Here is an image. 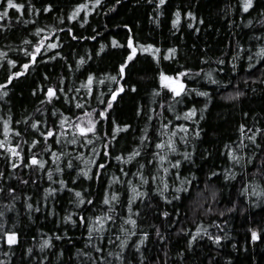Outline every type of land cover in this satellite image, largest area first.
<instances>
[{
	"label": "trees",
	"instance_id": "16d2710c",
	"mask_svg": "<svg viewBox=\"0 0 264 264\" xmlns=\"http://www.w3.org/2000/svg\"><path fill=\"white\" fill-rule=\"evenodd\" d=\"M14 2L0 0V264H264V0ZM180 72L177 96L161 73Z\"/></svg>",
	"mask_w": 264,
	"mask_h": 264
},
{
	"label": "snow or ice",
	"instance_id": "6c2138e0",
	"mask_svg": "<svg viewBox=\"0 0 264 264\" xmlns=\"http://www.w3.org/2000/svg\"><path fill=\"white\" fill-rule=\"evenodd\" d=\"M96 3L99 4L100 3V0H96ZM117 3H119V0H117ZM164 3H165V0H159V4L163 5ZM252 3H253V0H245V3L243 5L244 10L247 11L252 6ZM13 7L16 8L17 10H21V9L24 8V5L23 4H20V3H15L14 0H7V8H13ZM84 7H86V5H83V4L82 5H78L77 11L73 13V17L72 18H75L76 14H78V10L80 8H84ZM50 9H51V5H49L47 8H45L44 11H49ZM7 15H8V13L5 10L4 12L0 13V19H4V17L7 16ZM180 15H181L180 11L177 10V12L175 13L176 20L173 21V24L174 25L179 20ZM188 16L192 17L193 16V13L189 12L188 13ZM201 22H203V21H201ZM38 31H43V30L42 29H39ZM116 43H117L116 41H113V44H116ZM129 45L130 46L132 45L131 38H129ZM49 46L50 47H55L56 45H49ZM41 47H42V45H37L36 48H35V50L33 52H31V53H28L27 51L25 52V55H30L31 56V60L29 61V63H35L36 62V58H37V55L40 53ZM153 47L154 46H152V45H148L147 47L141 45L140 46V49L142 51H148L149 49H152ZM155 51L158 52L159 49H156ZM168 51H169V53H174L175 52V49H169ZM261 51L264 52V49H262ZM135 54H136V49L135 48H132V51L129 54V56L127 57V60L125 61V63L120 65V74H121L120 78L121 79L123 78L122 74L124 73V70H125V68L127 66V62L128 61H131L133 59V57L135 56ZM10 63L15 64L16 62L15 61H11ZM29 63H25L22 66V68L24 70L28 69ZM221 63H223V61H221ZM22 74H23V72H14V73H12L11 76L8 77V82L10 83L13 77H18V76H20ZM184 75H185V72H180L175 77H173V76H167L164 73H161V81L163 83H166L167 86L172 90V92L175 93L177 96H179L185 90V86H184L183 82L180 80V77H183ZM209 76H211V73H209ZM110 78L112 80H116L117 79L116 76H112ZM88 80H89V83H91L92 77L89 76ZM3 88H5V85L4 84H0V89H3ZM122 91H123V85H120L115 91H113L111 93V99L109 101H107V106L109 108L112 107V101L116 99L118 93L119 92H122ZM198 94L199 95H203V96H207L208 95L207 92H202V93H198ZM55 95H56V90L55 89H53L51 87L47 89V95H46V98L47 99L51 100ZM240 95H241V93L237 92L235 94V97H239ZM235 97H230V98H235ZM205 107H207V105H205ZM100 115L103 116V115H105V113L104 112H101ZM195 115H196V109H195V107H193L192 109H189V111L187 113H185V116H186L187 119H192V117H194ZM66 120H67V118L65 117L64 120L61 121V123L63 124ZM40 123H41L40 121H36V122L32 123L31 127L33 129H36ZM76 127L79 128V131H80L81 135H86L87 133H90V132L91 133H95V121H92V120H89L88 121V125L86 127H83V126H80V125H76ZM125 127H127V125H125ZM164 127L167 128V125H164ZM181 127L184 128L185 131H187V129H186L185 126H181ZM243 127L244 126L242 125L241 128L243 129ZM5 131L6 132L8 131V129H7V122H5ZM114 131H119V126L118 125L116 126V128L114 129ZM17 134L19 135V133H17ZM41 135L44 136L45 139H47L48 137H52L54 135V131L53 130H47L46 132H42ZM196 135H199V132L198 131L196 132ZM249 139H251V140L254 141L255 140V136L249 137ZM72 142L75 143L74 140ZM37 143H39V141H37V140H34L33 141V144L34 145L37 144ZM89 143H91V141H89ZM168 143H169V145H171L172 144V141L169 140ZM4 145H5V142L4 141H0V147H4ZM157 147L158 148H162V147H164V145L161 143V144H158ZM18 148H19L18 145L15 148H13L12 146H9L8 147V151L12 154V156H15V157H18L19 158L20 157V152L17 151ZM53 155L55 156L56 154L53 153ZM137 155H139V152H133V153H131L129 155V160H131L134 156H137ZM185 155H187V154H185ZM230 155L232 156V159L233 160H236L237 162H239V159L240 158L237 155H235L234 153L233 154H230ZM117 159H122V157H117ZM160 159L161 160H164L165 157L164 156H161ZM44 163H45L44 161L38 160L36 156H32L31 157V164L32 165H39L40 167H43ZM179 163H180V161L177 160L176 161V165H179ZM12 167L13 168L17 167L16 163H13L12 164ZM69 167H71V164H69ZM99 167L102 168L103 165H100ZM81 171L83 172V174L85 176L88 175V172L87 171H83V170H81ZM165 171H167V169H165ZM0 175H2V173H0ZM213 175H215V173H213ZM49 179H51V173H49ZM141 179H143V177H141ZM61 185L63 187V185H64V182L63 181H61ZM165 188H167V185H165ZM47 191L48 192H54L55 189H48ZM132 192L134 193V197L135 196H142V195H144V193L137 191L136 187H133L132 188ZM75 195L77 197H80L79 203H84L85 202L84 199H83V197H82V194L80 192H78V191L75 192ZM161 195H163V193H161ZM112 199L115 200L116 199V196L113 195L112 196ZM165 199H167V197H165ZM87 202L88 203H91L90 200L87 201ZM108 202L109 201L107 199H105V203H108ZM29 207L31 208L32 206L29 205ZM2 215H3V213H0V216H2ZM163 215L164 216H168L169 214L167 212H164ZM68 219L71 220L72 219L71 216H69ZM83 219H84V217H81V220H83ZM108 219H111V217H108ZM95 221L99 222L96 225V227L100 231H102L103 230V227L102 226L104 224V220L101 217L97 216V217H95ZM127 222L128 223H131L132 225H135L136 224V221L134 219H132L131 216L129 217V219H128ZM200 231H206V230H204V229H197V233H199ZM6 235H7V243L9 245H12V244L17 243V233H15L13 231V232H8ZM91 235H92V232L90 230L89 231V236H91ZM252 236H253V239H256L257 238V233L255 231H253ZM146 237H147V233H143L142 234V239L140 240V243L141 244L144 242V239L143 238H146ZM193 239H195V237H193ZM214 240L217 243H219V241L221 240V237L220 236H215L214 237ZM48 245H50V239L49 240H45L44 241V244H42L41 247H45V246H48ZM29 251H31V249H29Z\"/></svg>",
	"mask_w": 264,
	"mask_h": 264
},
{
	"label": "rangeland",
	"instance_id": "374dc122",
	"mask_svg": "<svg viewBox=\"0 0 264 264\" xmlns=\"http://www.w3.org/2000/svg\"><path fill=\"white\" fill-rule=\"evenodd\" d=\"M166 86H167V84L166 83H164ZM168 87V86H167ZM169 88V87H168ZM81 126H83V125H81ZM84 127V126H83Z\"/></svg>",
	"mask_w": 264,
	"mask_h": 264
}]
</instances>
